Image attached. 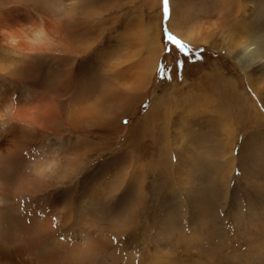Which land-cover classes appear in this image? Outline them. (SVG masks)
Here are the masks:
<instances>
[{"label":"rangeland","instance_id":"rangeland-1","mask_svg":"<svg viewBox=\"0 0 264 264\" xmlns=\"http://www.w3.org/2000/svg\"><path fill=\"white\" fill-rule=\"evenodd\" d=\"M173 2L165 19L163 0H0L3 11H38L61 19L65 27L59 37L71 38L66 43L34 40L49 49L19 60V68L10 71L8 60L2 62L9 55L0 50V84L7 89L33 85L21 76V66L32 64L37 89L50 85L42 90L48 100L65 99L57 84L70 65L76 85L67 96L76 104L92 92L104 95L114 83L139 86L136 72L147 61L148 41L160 51L155 76L144 81L145 99L133 118H123L120 128L87 129L80 142L90 147L86 155L76 133L53 139L59 153L46 173L54 174L46 191L29 195V210L25 198L9 197L16 209L4 204L0 216V264H264V119L258 117L264 118V58L243 70L237 50L228 53L224 39L243 30L254 42L249 51L257 45L263 50L264 0ZM72 13L88 18L87 40L82 33L88 25L72 26ZM165 28L189 46L190 55L166 39ZM180 31L193 36L187 40ZM63 43H72L71 51L83 57L75 55L73 62L68 58L73 55L51 47ZM177 60L184 61L182 69ZM206 100L213 101L207 106L217 113L204 112ZM9 123L18 129L21 145L0 154L4 178L23 170L33 175V162L53 160L37 155L27 122L10 116ZM131 164L133 179L127 175ZM126 177L124 194L107 193ZM140 186L146 199H138ZM200 192L210 200L202 208Z\"/></svg>","mask_w":264,"mask_h":264},{"label":"bare ground","instance_id":"bare-ground-1","mask_svg":"<svg viewBox=\"0 0 264 264\" xmlns=\"http://www.w3.org/2000/svg\"><path fill=\"white\" fill-rule=\"evenodd\" d=\"M173 1L175 0H172V7L174 6ZM67 14L68 13H65L64 16H66ZM70 17L71 18H70L69 23L72 26H74V24H77L78 22H80V24L81 23L86 24L85 21L88 19V18L87 19L82 18L80 20L78 19V17H76L75 13H72ZM61 22L62 20L59 18H52L38 11H35L33 13H29V12L24 13L23 11H17L16 9L13 12L0 10V50L5 52L6 55H9V56L4 57L5 60H2V62L8 60V63H6L7 61L5 62L6 68L5 67L4 68L8 71H10L11 69L15 70V68H19L18 67L19 60L21 59L26 60V58L29 56L34 58L35 54H40L39 52L45 53L43 51H45L46 49H49L47 47L46 49H44L43 47L37 46L34 43V40L39 42V41H46V38H48L49 41L55 40L56 43L61 40L65 41V43L71 42L70 40L71 38H68L65 35L59 37L60 32H62L61 31L62 28L65 27L63 23ZM197 25H192L191 27V29L194 32L197 31V28H196ZM240 27L242 28V26ZM69 29L70 27L68 28V31ZM202 31L203 29L201 27V29H199L200 35H202ZM89 32H90V26L88 25L84 29V32L82 33L83 39H86V40L88 39L86 35H89L88 34ZM178 34H180L182 37L186 38L187 40L193 36L192 34L188 35L189 31L188 33L184 31L183 32L180 31ZM224 39L226 41L225 43L227 45V50L229 51L228 53L232 54V51L234 49L237 50L236 62L243 70H248L253 63L255 64L257 60H258L257 62H259L264 58V49L262 50L261 46L259 45H257V48L255 51L253 52L249 51L250 45L253 44L254 42L248 39V37L244 34L243 30H242L241 35L238 34L237 36L235 35L232 36V34L229 33L225 35ZM148 40H150V38H148ZM95 42L92 44H95ZM152 42L153 40H150L148 41V45H146V49L148 50V54H147L148 56L145 58L147 61L143 60L144 63H142L139 66L140 68L139 72H136L137 76L135 74L138 82H140V83H137L139 84V86H132V85H128L126 83H120V82L114 83L113 85H110L107 89L104 88V91H105L104 95L102 94L97 95L92 92V93L86 94L87 96H84L83 100H81L80 102L76 104L70 103L71 100L68 99V96H67V93H70V94L72 93L73 91L72 87L76 85L71 80L70 65L67 68V74L64 77V79L58 82L57 84L58 89L64 92L65 99H60L56 101L48 100L44 96V92L48 91L46 90V88L51 89L50 85H46L45 88L43 87L41 88V92L42 90H45L44 92H42L43 94L39 91L40 88H38L39 90L37 89V87L34 85L35 82L33 81V79H37V78H35L36 76H34L35 73H34V67L32 64H27V66H24L25 65L24 64L23 66H21V67H24L28 73V74H25L26 71L25 69H23L21 71V76L24 79L26 78L29 79L30 80L29 83H32L33 85L25 86L24 84L21 87L18 86L17 88L18 91L17 90L15 91L13 89L4 88L2 84H0V138H1L0 139V154L16 152L21 145V139L18 137V133H19L18 129L9 127V124H10L9 117L13 116L15 118V121L18 123H20V121H24L28 123L26 127L29 131V136H30L29 140L31 144L35 147V151L38 152L37 155L40 158L43 157L44 154L53 157V160L50 161L49 163L44 162L41 164V163L33 162L31 165L33 175L26 174L25 170H23L22 172L18 171L16 176L12 179L4 178L5 175L2 176L0 174V216L2 212H5L6 208L3 207L4 204L5 205L8 204L9 209H12L13 211L16 209V206H15L16 203H11L9 200V197L11 195L14 197L15 196L23 197L25 198V202L27 203V202H30L29 195L36 197L38 193H44L46 191L45 188L47 187V184L49 183L50 179L54 175V174H51V176H48L46 173L49 170H51L53 166H56V162L54 159L55 157L58 156L57 154L59 153V151L57 149H54L55 147L52 146V143L54 140H58L59 138H65L69 136V134L74 135L76 133L77 134L76 138H77V142L79 143V147L83 146L84 152L85 150H87L85 153L82 152V154L86 155V153L90 151L89 149L90 147H87L88 144L86 143L81 144L80 142L81 141L83 142L85 140L84 138L87 137L86 136L87 129H89L90 127H94V128L95 127H100V128L112 127L113 128L114 126H117L120 128V126H122L120 124L123 118L127 117L128 115L129 117L133 118V115L137 111L139 100L142 101L143 98L145 99V88L146 87L144 88V83H145L144 81L154 75L157 69V64L160 59V55H159L160 51H157L159 50L158 45ZM104 45L105 44H103V46ZM71 46H72V43H67L66 46H64V43H63L61 47H58L54 44L51 47H53L55 51H60L61 53L64 52L66 55L68 54L73 55L74 57H68V56L67 57L72 59L73 62H75L76 56L79 58L83 57L82 56L83 52L71 51ZM22 62H25V61H22ZM5 63L3 62V64ZM132 64L134 65L135 63L133 62ZM130 67L132 68V65H130ZM5 69L4 71H6ZM130 70L131 69L129 68V71ZM112 71L114 72V70ZM133 72L134 71H132V73ZM16 74L20 78V73H17L16 71ZM14 79H17V78L14 77ZM94 92H96V90ZM17 95H19L20 97H18ZM91 95H94V96L96 95V97L90 98L89 96ZM105 99L107 100L104 101ZM212 103L213 101L206 100L204 112H206L207 114L217 113V111L209 110L211 109V107H208L207 104L212 105ZM173 114H174V111L173 112L171 111L169 113V117H170L168 118L169 122L171 121V116ZM258 117H260L261 119H264L262 114L260 116L258 114ZM114 124H117V125H114ZM111 125H114V126H111ZM5 131H6V135L3 134V132ZM119 132L121 133V131ZM227 135H228L229 140L230 139L232 140L234 137V133H229ZM50 137H51V141H48V138ZM175 148L177 149V147ZM134 168L135 167L132 164L129 165V167L127 168L128 169L127 175L130 177V179H133L134 174L136 173V172L135 173L133 172ZM127 183L128 182H127V177H126V179L124 180V184H120L118 187L113 186V188L112 186H110L109 191L107 189L108 186L105 188L107 189V193L109 192V194L115 193V192L122 194L125 189L128 190L126 188ZM97 184L95 185L97 186ZM99 188H100L99 193H103L104 195H107V193H105L104 190H101V187ZM139 190L140 191L138 193L140 194V198L138 199H143V198L146 199L144 187L140 186ZM209 201H208V198L200 192L199 197H198V207L199 208L205 207L207 205V202ZM26 207H27L26 210H29L30 207L32 208L33 206L27 203ZM17 221H19V218H17ZM10 223H11L10 225H13V224L17 225L12 220L10 221ZM15 234H16V231H15Z\"/></svg>","mask_w":264,"mask_h":264},{"label":"snow or ice","instance_id":"snow-or-ice-1","mask_svg":"<svg viewBox=\"0 0 264 264\" xmlns=\"http://www.w3.org/2000/svg\"><path fill=\"white\" fill-rule=\"evenodd\" d=\"M163 12H164V18L167 19L169 17V0H163ZM165 34H166V39L172 43L177 50L184 56H188L191 54L192 50L184 44L182 41H180L178 38H176L174 35L168 32V30L165 28ZM166 51H170V49H166ZM201 57L199 54H197V59H200ZM177 68L182 69L184 65L183 60H177L176 61ZM165 71V69L162 67L160 69L161 74ZM170 78V77H169ZM126 123V122H125ZM113 241H115V238H113Z\"/></svg>","mask_w":264,"mask_h":264}]
</instances>
